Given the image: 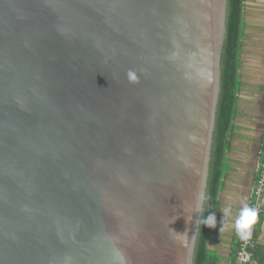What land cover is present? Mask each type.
Returning a JSON list of instances; mask_svg holds the SVG:
<instances>
[{"label": "water", "instance_id": "water-1", "mask_svg": "<svg viewBox=\"0 0 264 264\" xmlns=\"http://www.w3.org/2000/svg\"><path fill=\"white\" fill-rule=\"evenodd\" d=\"M227 1L0 0V264H193Z\"/></svg>", "mask_w": 264, "mask_h": 264}, {"label": "crops", "instance_id": "crops-1", "mask_svg": "<svg viewBox=\"0 0 264 264\" xmlns=\"http://www.w3.org/2000/svg\"><path fill=\"white\" fill-rule=\"evenodd\" d=\"M237 79L225 174L214 214L216 226L211 229L207 242L208 250L218 257V264L234 262L237 243L234 221L241 201L250 203L256 177L253 153L264 142V0H243ZM226 207L232 210V215L224 218ZM257 244H264V221Z\"/></svg>", "mask_w": 264, "mask_h": 264}, {"label": "trees", "instance_id": "trees-1", "mask_svg": "<svg viewBox=\"0 0 264 264\" xmlns=\"http://www.w3.org/2000/svg\"><path fill=\"white\" fill-rule=\"evenodd\" d=\"M242 3L243 0L227 1L226 35L222 47L220 64L221 86L201 220L210 214H215L218 205V194L221 190L222 179L225 174V156L229 148L228 142L232 130L235 101L238 92L237 59L239 52ZM263 221L264 214L259 216L254 235V246L251 249L254 264H264V244H257ZM211 229L212 228L200 223L193 264H218V257L211 253L207 247L208 236ZM241 241L242 240L237 236L235 252Z\"/></svg>", "mask_w": 264, "mask_h": 264}, {"label": "built area", "instance_id": "built-area-1", "mask_svg": "<svg viewBox=\"0 0 264 264\" xmlns=\"http://www.w3.org/2000/svg\"><path fill=\"white\" fill-rule=\"evenodd\" d=\"M256 177L250 192L249 206L257 209L259 216L264 214V143L258 152L256 163ZM258 222V221H257ZM257 223L253 226L250 240L241 241L235 252L233 264H254L252 247Z\"/></svg>", "mask_w": 264, "mask_h": 264}, {"label": "clouds", "instance_id": "clouds-1", "mask_svg": "<svg viewBox=\"0 0 264 264\" xmlns=\"http://www.w3.org/2000/svg\"><path fill=\"white\" fill-rule=\"evenodd\" d=\"M129 75L132 76V73L130 72ZM132 78L135 79L134 76H132ZM231 215H232V210L230 208L226 207L223 209L224 218H227ZM258 219H259V213L257 209L249 206L247 203H245L242 200L241 206L238 210V213L234 221V229H235L236 235L242 241L250 240L252 236L253 226L257 223ZM200 223L209 228H214L216 226L214 213L203 218ZM222 227H223V224H222ZM119 264H125V258L122 254H120V257H119Z\"/></svg>", "mask_w": 264, "mask_h": 264}, {"label": "flooded vegetation", "instance_id": "flooded-vegetation-1", "mask_svg": "<svg viewBox=\"0 0 264 264\" xmlns=\"http://www.w3.org/2000/svg\"><path fill=\"white\" fill-rule=\"evenodd\" d=\"M261 147V146H260ZM257 151V152H256ZM254 153H253V156H255V160H256V162H257V159H258V152H259V149L258 150H256ZM256 162H255V164H256ZM253 186V185H252ZM252 188V187H251ZM251 192V191H250Z\"/></svg>", "mask_w": 264, "mask_h": 264}]
</instances>
